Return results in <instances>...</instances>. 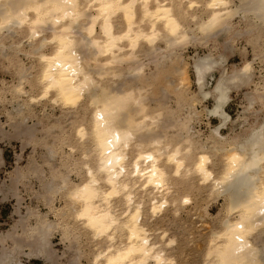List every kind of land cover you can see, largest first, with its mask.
Here are the masks:
<instances>
[{"label": "bare ground", "instance_id": "bare-ground-1", "mask_svg": "<svg viewBox=\"0 0 264 264\" xmlns=\"http://www.w3.org/2000/svg\"><path fill=\"white\" fill-rule=\"evenodd\" d=\"M239 2L240 5L236 0H0V62L7 58L15 72L20 70L16 80L10 68L13 73L9 74L16 82L7 85L2 81L0 86V101L7 92L15 96L8 116L16 138L29 140L32 145L39 143L37 131L45 129L46 122L41 119L38 126H28L29 120L38 118L34 111L39 105H51L65 114L83 111L84 117L73 129L78 146L63 141V149L69 148L73 154L77 147H86L81 155L84 175L80 182L71 183L69 175L61 174L45 182L43 189L48 196L60 184L57 192H63L68 203H64L66 209H62L66 211L61 214L62 243L80 242L77 230L109 243L96 250L91 264H173L174 257L168 255L166 247L175 246L176 239L169 238L166 229L164 233L160 229L157 235L152 226L173 205L170 198L177 208L173 214L180 206L191 203L189 195L177 198L172 191L175 180L184 181L190 175H195L197 186L207 189L211 196L225 199V217L209 234L200 253V264H264V119L247 128L240 141L218 150L223 164L217 173L210 156L216 148L207 151L186 124L183 126L188 145L184 149L180 146L183 140L172 147L169 144L174 140L162 145L164 137L143 138L144 141L138 138L146 137V133L141 135L152 131L162 118V111L156 112L146 103L145 92L150 87L143 82L136 84L145 66L143 59H158V69L159 65L173 64L172 51L195 40L191 34H196L188 28L191 23L197 31L216 37L236 30L229 24L233 17L241 15L250 28L252 43L262 41L264 51V0ZM200 8L206 13L202 20L197 14ZM6 41L9 42L3 43ZM162 41L165 50L158 47ZM21 48L30 49L24 52L30 62L33 60L31 66L16 62V49ZM163 52L171 53L165 56ZM227 59L225 53H208L197 56L193 63L198 94L202 100L212 99L214 106L207 110L208 115L220 122L212 130V137L221 140H225L221 130L231 121L226 111L231 93L253 84L251 61H245L241 68L227 69ZM126 63L134 65L131 70L127 68L128 80L135 81L129 86L117 83L127 76L121 69ZM217 69L221 74L208 90V77ZM184 71L179 73L184 78H180L182 85L190 80ZM181 86L179 83L176 89ZM245 98L250 110L262 102L264 113V87ZM25 141L24 147L28 144ZM64 166L71 170L69 163ZM39 221L35 229L25 228L22 234H0V264H24L20 261L23 253L44 264H62L49 241L54 226L45 219ZM32 230L33 234H29ZM26 248L28 252H24ZM69 261L68 264H78L77 258Z\"/></svg>", "mask_w": 264, "mask_h": 264}, {"label": "rangeland", "instance_id": "rangeland-1", "mask_svg": "<svg viewBox=\"0 0 264 264\" xmlns=\"http://www.w3.org/2000/svg\"><path fill=\"white\" fill-rule=\"evenodd\" d=\"M236 3L240 5L239 0H236ZM197 14L199 20L206 18V13H204L203 8L198 9ZM229 25L235 27L234 29L236 30L228 34L210 37L206 35V33L204 34L201 31H197L195 29V24L191 23L188 28L192 29L196 34H191L196 41H189L185 45L182 44V47L180 46L175 51H172L174 63L171 64V61L168 64L159 65L160 70L156 67L158 59L154 62L151 60L149 61L148 57H144L145 66L140 79L136 81L137 85H141L143 82L147 88L150 87L145 92L146 100L148 99L146 103L149 105V108L151 107V109L156 110V112L162 111V118H159L158 123L151 129L152 131H145L143 134L141 133V136L146 134L147 136L140 137L138 135V138L144 141L143 138L146 140L147 138L151 139L157 137V139L161 140V138L164 137L162 145L166 142L167 144L168 142L172 143V140H174L172 144H169L172 147L180 142V140H183L180 146L184 149V147L188 145V143H186V132L183 126V124H186L191 132L195 134V139L201 142V144H205L207 151L216 148V152L214 149L210 151H213L210 156L213 161L212 169L216 173L223 164V155L218 150L224 147L227 148V146H229L228 143H233L241 139V134H245L247 128L264 119V113L261 112L262 102H257L253 106L254 108L250 110L248 109V103L245 98V95H252L257 88L262 90L264 87V51L262 41H260L259 44L252 43V38L250 34H248L250 28H247L241 15L233 17ZM259 38H261V36H259ZM8 42L9 41L3 43L7 44ZM158 47L165 50L166 44L162 41L158 44ZM16 50H18L17 55H19V57H16V62L21 65L28 63L27 66H31L33 60L30 62L26 55L27 51H30V49L21 48ZM159 53L160 51L155 54ZM170 53L164 54L163 52L162 54L167 56ZM208 53L215 55L225 53L228 58L225 64V68L227 69H233V67L241 68L245 61L252 62L253 84L248 88L241 89L238 92L233 91L231 93V101L226 108L227 113L231 116V121L221 130V134L225 140L212 137V130H214L220 122L218 118L210 114L208 115L207 110L212 109L214 103L211 98L209 100H202L199 96L194 74V59L197 58V56H204ZM7 60V58L6 60L2 58L0 62V86L2 85V81L7 82V85L16 82L19 75L18 71L20 70L17 69L15 72V69L9 66ZM132 65L133 64L128 63L122 65L121 69H124L122 74L127 76L125 79H119L117 81L118 84H123L125 86L133 85L135 81L128 80L129 69L127 70V68H130ZM17 67L19 68V65ZM10 68L15 73L16 80L14 81L12 74H9L13 73ZM131 69L132 68H130V70ZM182 69L189 74L190 80L188 79L185 81V83L189 82L186 85L185 83H183V85L181 84L180 78H184L181 77L179 73ZM220 74L221 69H217L216 72L208 77V90L213 87ZM125 75L123 76L125 77ZM179 83L180 86L182 85V88L177 90L176 88H179ZM14 98L15 96L7 92L4 97H2L3 101H0V234L6 236L11 231L22 234L23 229H33V227L35 229L40 222L39 220L45 219V221L54 226L51 229L52 233L49 241L58 262L68 264L70 262L69 260L77 258L78 264H91V260L94 257H92V255L98 253L96 250L108 247L107 244L109 243L105 240H100L101 242L98 239L94 240L95 238L91 233L85 234V232H81L80 230L76 231L77 234L81 236L80 242L70 243L66 241L62 243L64 216L61 214L66 211L62 208L64 207V209H66L64 203H67V201H64L66 199L63 198V192H57V188L61 186L60 184L55 191L48 196L44 195L45 190L43 189L45 182L52 181L61 174H63V176L69 175L71 183L80 182L84 175V162L81 155L86 151V147H77L78 145L75 143L77 141L73 132L77 122L81 117H84L83 111L78 110L72 114H65L57 109L51 108V105H46L45 103L39 105L37 107L38 110L34 111V114L38 115V118L34 117L29 120L28 126H34L38 124V120L42 119L44 123L46 122L45 129L38 128L39 130L37 132L39 133H37V137L39 143H36V146L32 145L31 142L28 143L29 140H26L27 142L24 140L28 143L27 146L24 147V141H22V138H16L9 123L11 120H9L8 113H10V110L13 108ZM9 101L12 102V104H7ZM21 101L22 100L19 102ZM26 115L27 114H25V116ZM13 117L20 118V116L14 115ZM63 141H66V144H76L78 150L72 154L69 152V148L63 149V147L66 146ZM80 149L82 151H80ZM83 149H85V151ZM198 152L199 151L196 150L194 153L197 154ZM66 155H68V157L70 155L73 156L74 160H71L70 157H66ZM65 162L69 163L71 168L70 171L65 168ZM20 174H23V176ZM19 176H22V178ZM16 177H18V181L14 185L13 181ZM186 178H188L187 181ZM186 178L184 181V178H182V180L178 178V181L175 180L174 183H177L173 184L172 191H174V195L177 196V198L178 196L189 195L191 203L180 206V210L176 211L177 214L175 212L173 214V211L177 208L174 207L175 203L172 202L173 199L169 197V202L171 201L170 203L173 205L171 204L172 206L166 209L162 219L155 223L152 229L156 230L157 235H160L162 229L163 233L166 229L165 233H169L167 234L169 238L176 239L175 246H169L170 248L166 247V251L170 250L172 252L171 254H169L170 251L167 253L171 258L174 257L173 264H200V253L205 249L209 234L216 226H219V222L225 217V199L224 197L211 196L207 189L197 186L199 182L195 175L186 176ZM59 181L62 183L61 179H58V183ZM190 185L193 187H190ZM51 197V201L47 200ZM61 210H63V212ZM61 222L62 224H60ZM70 223L73 226L72 220H70ZM33 232L34 230L29 234H33ZM156 232L153 234L155 241H158L157 237L159 236L156 235ZM97 241L99 243H97ZM7 243L6 245L12 246L11 243ZM100 243L101 245H99ZM93 245L97 248H94ZM25 251L28 252V249L26 248L24 252ZM20 261L24 264H44L41 259L28 258L24 253L20 255Z\"/></svg>", "mask_w": 264, "mask_h": 264}]
</instances>
